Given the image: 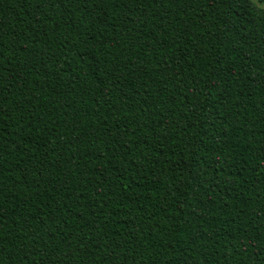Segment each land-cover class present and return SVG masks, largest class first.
<instances>
[{"label":"trees","instance_id":"obj_1","mask_svg":"<svg viewBox=\"0 0 264 264\" xmlns=\"http://www.w3.org/2000/svg\"><path fill=\"white\" fill-rule=\"evenodd\" d=\"M0 264H264V7L0 0Z\"/></svg>","mask_w":264,"mask_h":264},{"label":"clouds","instance_id":"obj_2","mask_svg":"<svg viewBox=\"0 0 264 264\" xmlns=\"http://www.w3.org/2000/svg\"><path fill=\"white\" fill-rule=\"evenodd\" d=\"M252 3L259 7H264V2H261V0H252Z\"/></svg>","mask_w":264,"mask_h":264},{"label":"snow or ice","instance_id":"obj_3","mask_svg":"<svg viewBox=\"0 0 264 264\" xmlns=\"http://www.w3.org/2000/svg\"><path fill=\"white\" fill-rule=\"evenodd\" d=\"M261 2H264V0H261Z\"/></svg>","mask_w":264,"mask_h":264}]
</instances>
